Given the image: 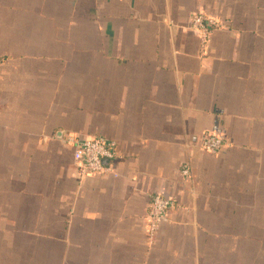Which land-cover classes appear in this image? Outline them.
<instances>
[{"label": "crops", "instance_id": "obj_1", "mask_svg": "<svg viewBox=\"0 0 264 264\" xmlns=\"http://www.w3.org/2000/svg\"><path fill=\"white\" fill-rule=\"evenodd\" d=\"M0 264H264V0H0Z\"/></svg>", "mask_w": 264, "mask_h": 264}, {"label": "built area", "instance_id": "obj_2", "mask_svg": "<svg viewBox=\"0 0 264 264\" xmlns=\"http://www.w3.org/2000/svg\"><path fill=\"white\" fill-rule=\"evenodd\" d=\"M191 26L198 30L204 38L210 30L218 26V22L204 13H194L191 17ZM65 141L73 146L74 161L82 175L94 173L112 172L113 161L117 157L115 141L104 135L81 136L69 133ZM225 144L222 135L210 134L202 141V146L208 151H217ZM190 167L187 164L182 166V173L185 176L190 174ZM174 206V200L163 193H154L151 199L149 211L150 231L153 233L159 222L165 217L167 211Z\"/></svg>", "mask_w": 264, "mask_h": 264}]
</instances>
